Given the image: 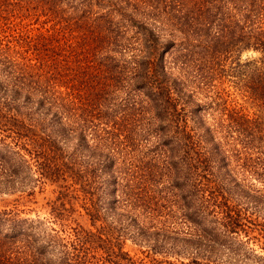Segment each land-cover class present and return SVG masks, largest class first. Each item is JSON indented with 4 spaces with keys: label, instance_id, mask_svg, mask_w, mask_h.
I'll use <instances>...</instances> for the list:
<instances>
[{
    "label": "trees",
    "instance_id": "obj_1",
    "mask_svg": "<svg viewBox=\"0 0 264 264\" xmlns=\"http://www.w3.org/2000/svg\"><path fill=\"white\" fill-rule=\"evenodd\" d=\"M263 114L264 0H0V264H264Z\"/></svg>",
    "mask_w": 264,
    "mask_h": 264
},
{
    "label": "rangeland",
    "instance_id": "obj_2",
    "mask_svg": "<svg viewBox=\"0 0 264 264\" xmlns=\"http://www.w3.org/2000/svg\"><path fill=\"white\" fill-rule=\"evenodd\" d=\"M256 54H257V52L255 50H246V51H243L242 52L241 59H243L245 57H251V56L256 55ZM226 83H230V81L229 82H226ZM238 102L244 104V105H242L244 107V110L247 111V112H249V113H251V114L258 113L259 112L256 107L252 106L251 104H249L246 101H243V98H242V100L240 98ZM12 198H13V195L5 194V193L0 194V208L4 207L7 202H9L10 200H12ZM39 199H41V198H39ZM32 206H35L37 208H40L38 206V203L37 204H32ZM125 249H127L131 253L140 254V248H139V246L137 244L132 243L130 240H127L126 241V243H125Z\"/></svg>",
    "mask_w": 264,
    "mask_h": 264
}]
</instances>
